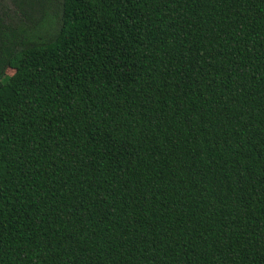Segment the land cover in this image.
Returning <instances> with one entry per match:
<instances>
[{"label": "trees", "instance_id": "obj_1", "mask_svg": "<svg viewBox=\"0 0 264 264\" xmlns=\"http://www.w3.org/2000/svg\"><path fill=\"white\" fill-rule=\"evenodd\" d=\"M58 9L0 20V264H264V0Z\"/></svg>", "mask_w": 264, "mask_h": 264}, {"label": "rangeland", "instance_id": "obj_2", "mask_svg": "<svg viewBox=\"0 0 264 264\" xmlns=\"http://www.w3.org/2000/svg\"><path fill=\"white\" fill-rule=\"evenodd\" d=\"M59 2L60 0H0V20L5 25L22 24L29 31L39 29L40 24L47 23L53 16H56L57 21L60 20ZM13 73L9 68L5 71L6 75Z\"/></svg>", "mask_w": 264, "mask_h": 264}]
</instances>
